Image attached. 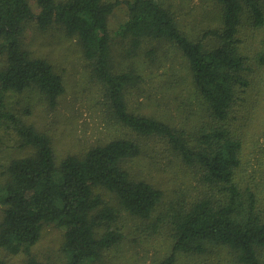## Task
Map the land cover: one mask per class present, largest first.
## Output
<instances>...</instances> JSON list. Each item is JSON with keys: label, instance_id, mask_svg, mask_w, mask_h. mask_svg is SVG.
Instances as JSON below:
<instances>
[{"label": "trees", "instance_id": "1", "mask_svg": "<svg viewBox=\"0 0 264 264\" xmlns=\"http://www.w3.org/2000/svg\"><path fill=\"white\" fill-rule=\"evenodd\" d=\"M167 1H125L127 18L112 31L119 1L35 0V14L29 0H0V264L12 257L43 264L33 249L47 226L62 233L63 264H96L123 242L124 217L153 230L168 226L170 252L155 264H178L181 255L200 257L216 247L230 256L224 264H264V151L245 117L234 115L253 85L245 76L251 66L241 49L242 19L252 15L262 25L264 0H214L217 25L201 40L185 32ZM32 22L41 32L58 28L80 48L101 86L106 122L117 128L110 139L59 155L52 136L36 125L34 109L55 111L66 82L26 45ZM165 46L185 61L203 112L197 125H176L132 105L133 97L149 98L146 74L163 66ZM253 60L264 67V39ZM165 155L173 158L170 167L194 179L192 188L173 186L166 195L128 167L147 157L161 170Z\"/></svg>", "mask_w": 264, "mask_h": 264}, {"label": "rangeland", "instance_id": "2", "mask_svg": "<svg viewBox=\"0 0 264 264\" xmlns=\"http://www.w3.org/2000/svg\"><path fill=\"white\" fill-rule=\"evenodd\" d=\"M29 1L32 10L37 14L35 0ZM107 1L120 2L109 18V27L115 31L127 18V6L124 2L128 0ZM168 1L177 14L179 24L194 39L201 40L206 31L215 29L220 13L214 0ZM260 6L263 24L255 25L252 15H244L240 27L242 53L251 66V73L246 71L245 76L248 75L247 79L253 81V85L250 88L245 87V92L235 105L234 115L240 121L245 117L247 132L259 137L256 145L264 151V136H259L264 129V67L256 66L253 60L264 39V4ZM206 40L212 43L209 37ZM25 42L34 55L48 59L65 77L66 93L57 109L45 113L44 106L37 105L32 117L41 130L52 136L57 153L65 155L68 152H79L87 144L99 139H110L116 134L117 128L106 122L107 105L104 106L101 86L91 76L90 63L84 59L77 44L67 39L56 27L46 32L39 31L34 22L27 28ZM164 49L167 60L163 66L146 74L148 76L144 89L149 98L133 97L132 105L144 114L169 118L176 125H180V122L197 125L198 116L203 112L190 85L185 61L173 47L165 46ZM164 72L174 74L175 77L170 78ZM238 120L234 124L236 127H240ZM246 146L251 149L253 143ZM145 159L147 157L129 162L130 171L139 178L157 184L166 195L167 190L173 186L182 191L194 186V179L182 167H170L168 161L173 158L169 155L161 156L160 161L167 165L162 166L161 170L150 167ZM108 197L104 193L106 200ZM171 199L172 196H168L165 201L169 202ZM120 225L125 234L123 242L108 251L96 264H155L170 252L168 226L162 225L153 230L146 223L128 217L120 220ZM61 241L62 233L59 229L45 227L40 242L33 249L36 258L43 264H63L59 253ZM228 259L230 256L227 250L216 247L213 252L200 257L181 255L178 264H224ZM9 264H20V259L12 257Z\"/></svg>", "mask_w": 264, "mask_h": 264}]
</instances>
